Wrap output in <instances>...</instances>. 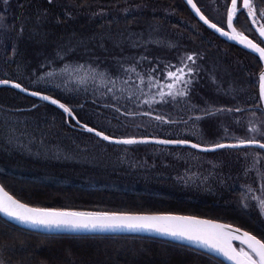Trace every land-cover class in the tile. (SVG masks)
Listing matches in <instances>:
<instances>
[{
  "label": "trees",
  "instance_id": "16d2710c",
  "mask_svg": "<svg viewBox=\"0 0 264 264\" xmlns=\"http://www.w3.org/2000/svg\"><path fill=\"white\" fill-rule=\"evenodd\" d=\"M194 1L210 20L221 26L212 14L210 0ZM255 2L264 7V0H255ZM136 5L139 6L138 12L133 8L132 15L121 13L118 15L119 12L115 10L117 7L124 9ZM71 6L77 10L79 8V11L88 8L90 10L108 8L110 15H107V21L101 24L96 18L90 19L85 13L68 15ZM3 8V0H0V15H5ZM114 14L116 16H113ZM112 17L120 20L114 21ZM6 18L9 25L14 27L7 33L0 32L8 41L15 42L17 51L14 54L10 46L5 47V52L0 50V79L13 80L22 83L30 90H40L44 94L60 99L75 110L81 123H88L89 126L97 127L114 137L130 129L148 133L149 125L155 121L150 122L148 117L123 116L117 120L115 117L118 114L102 106L111 101L97 99L94 103L96 98L90 95L66 94L48 87L32 86L30 82L36 77L33 71L36 70V75L41 74L40 64L46 58H54L57 49L67 53L68 62L80 60V63L99 65L101 69L115 70L118 59L138 55H147L149 60L175 63L181 54V49L166 47L164 44L159 46L150 44L147 50L144 47L133 48L128 40H121L116 44L106 37L112 36L118 30H125L126 27H130L136 33L138 30L146 33L147 25L158 23V27H162L165 33H180L190 37V40H187L189 44L203 47L199 53L204 57L201 61L205 64H208L206 60H215L211 56V51L218 53L221 62L232 68L233 75L244 79L248 87L247 99L258 91V87H253L250 80L255 79V75L262 67L259 59L209 31L195 18L183 0H52V3L48 0H9ZM21 25L23 32L18 35ZM234 26L238 31L252 37L253 31L245 15H240ZM122 33L127 35L124 31ZM90 36L92 38L87 39ZM41 37L44 39L43 42L38 41ZM58 63L59 66L63 64V62ZM147 66L145 62V67ZM15 68H21L23 74L30 75V78L27 80L23 74L13 73ZM209 85L208 79L200 78L199 74L192 94L194 102L201 105L205 102L234 103L228 98L224 99L223 96L215 94ZM0 99L12 100L22 105L11 110L13 113L42 116L41 131L45 142L51 143L66 134L68 137L73 135L77 140L76 132H86L78 128L74 121L63 114L57 106L27 96L17 89L0 87ZM9 104L6 103L4 106L8 107ZM33 105L36 107L33 108ZM0 183L15 198L33 207L88 212L121 211L192 215L226 222L264 239V223L260 220V216L237 207L239 195L236 191L227 195L226 201L211 199L199 201L192 195L182 193L160 192L156 195L146 190H127L108 183L82 184L70 178L45 180L38 176L19 174L1 165ZM235 246L240 245L235 242ZM0 260L5 264H225L209 254L163 239L136 235L43 234L12 225L1 215Z\"/></svg>",
  "mask_w": 264,
  "mask_h": 264
},
{
  "label": "snow or ice",
  "instance_id": "6c2138e0",
  "mask_svg": "<svg viewBox=\"0 0 264 264\" xmlns=\"http://www.w3.org/2000/svg\"><path fill=\"white\" fill-rule=\"evenodd\" d=\"M48 2L52 3V0ZM186 2L204 25L219 33L220 36L237 41L245 48L257 53L259 61L264 64V46H261L264 44V7L254 0H242V6L240 0H230V3L225 4L228 29L226 31L224 27L210 20L194 0H186ZM3 5L5 15H0V31L7 33L14 25H9L6 18L9 0H3ZM123 11L131 14V7H126ZM99 14L102 12L97 13ZM244 14L259 34L260 43L254 42L234 26L239 16ZM37 19L39 20V17ZM22 32L23 26L21 25L18 35ZM150 44L159 46L162 41L153 38L151 34L147 39L143 38V34L137 39H131L133 48L144 47L147 50ZM167 46L175 47L171 42ZM12 51L14 54L17 51L15 44L12 46ZM66 56L65 51L57 49L54 58H46L40 64L41 74L36 75V70L33 71V75L36 76V79L32 81L33 85L56 81L57 87H63L67 91L79 90L83 86L85 92L91 86L93 95L96 97L93 102L95 103L97 99L111 101L102 106L118 114L115 117L117 120L121 116L148 117L150 122L153 120L157 122V126L183 125L185 133L183 135L177 133L175 139H160L155 136L116 138L97 127L89 126L88 123H81L72 107L52 95L44 94L40 90L29 91V88L22 83L9 79H0V85L10 86L57 106L68 118L75 120L84 131L110 144L177 145L203 153L230 150L237 154L236 160L242 162V171L237 176V179L242 176L245 180L238 186L242 208H254L260 216L264 217V67L259 69L255 79L250 80L253 87H258V91L250 99L242 102L244 107L240 104L217 107L207 102L201 105L193 101L194 84L203 70L198 61L204 59L196 51L185 52L178 56L175 63L149 60L147 55L123 57L117 60L115 70L101 69L99 65L86 67L78 62L73 64L66 61ZM58 62H63V66H59ZM145 62H147V67H145ZM232 98L236 99L235 96ZM145 105L147 106L146 111L137 110ZM168 106L176 111L175 118L170 112L164 111ZM35 107L36 105H33V108ZM245 113L250 114V119L246 123L243 119ZM221 114L232 116L234 125L237 129H243V134L237 135L235 129L221 123L218 127L222 129V134L218 135L215 140L205 141L201 123ZM136 126L139 127V125ZM192 136L197 138L196 142L190 138ZM257 192L259 195L256 194ZM0 213L21 224L47 230L156 233L198 244L224 257L230 264H264V239L258 238L249 231L234 227L232 224L201 219L196 216L121 211L88 212L32 207L10 195L3 186H0ZM234 241H238L240 246H234ZM0 264H5V262L0 260Z\"/></svg>",
  "mask_w": 264,
  "mask_h": 264
},
{
  "label": "rangeland",
  "instance_id": "374dc122",
  "mask_svg": "<svg viewBox=\"0 0 264 264\" xmlns=\"http://www.w3.org/2000/svg\"><path fill=\"white\" fill-rule=\"evenodd\" d=\"M226 3H230V0H210L212 14L221 26H226ZM240 3H242V0H240ZM130 7L131 14L124 12L123 8L121 9L120 7L115 10H117V13L119 12L118 15L120 13L122 15H132L133 8L138 12L139 7ZM70 10L68 15L85 13L90 19L96 18L101 24H104L107 21V15H110L108 8H94L92 10L88 8L84 11H79V8L77 10L72 7ZM101 12L102 14L97 15V13ZM113 16L116 15L114 14ZM112 18H114V21L120 20L116 17ZM123 31L127 35H124ZM141 34H143L144 39H147L148 34H151L153 38L162 41L161 45L164 44L166 47L171 42L175 45L172 48L182 50L180 55L192 51L199 53L200 50H203V47L201 48L198 44H189L187 40H190V37L188 36L180 35V33L177 34L176 32L165 33L162 27H158V23L147 25L146 33L140 30L136 33L130 27H126L125 30H118L112 36L108 35L106 37H109L117 44L121 40L131 42V39H137ZM144 34H146V37H144ZM90 38L92 37L90 36L87 39ZM43 40V37H41L38 41L43 42ZM13 44L15 42L8 41L0 32V50L2 52H5V47H12ZM211 52V56L215 59L214 61L213 59L206 60L208 64H205L204 61H198V64L203 69L200 72V78L205 77L208 79L210 89L213 88L215 94L223 96L224 99L228 98L234 103L220 104L216 102L210 105L228 107L240 104L241 107H244L245 105L242 102L248 100V87L244 79L236 78L232 73V68L230 69L221 62L219 55L217 56L218 53ZM71 62L73 64L80 63V60ZM80 64H84L86 67L89 65L95 67L90 63ZM60 66L62 67L63 64ZM13 73H19L20 75L24 71L21 68H15ZM23 76L27 80L30 78V75L23 74ZM35 79L36 77L33 81ZM30 84L34 86L32 81ZM34 87H48L66 94H86L96 98L93 95L91 86H89L87 92L84 91L83 86L79 90L67 91L63 87H57L56 81L51 83L41 82ZM233 96L236 99H233ZM216 100L219 101L217 97ZM6 103H10L8 107L4 106ZM21 106L12 100L3 99L2 101L0 99V165L2 167L19 174L38 176L45 180L70 178L82 184L108 183L111 186H118L127 190H146L156 195L160 192L182 193L192 195L199 201L209 199L226 201L227 195L236 191L239 195L237 197L239 202L237 207H242L239 200L240 191L238 186L244 183L245 180L242 176L237 179L238 174L242 171V162H238L236 160L237 154L230 150L203 153L188 147H174L153 143L116 145L102 141L88 132L79 131L76 132L78 135L76 136L77 140L74 139L73 135L68 137L66 134L61 139L51 143L45 142L41 131L43 124L40 118L42 116L38 114L13 113L11 111ZM137 110L146 111L147 106L145 105ZM164 111L170 112L173 117H176V111L171 106L165 108ZM243 119L246 123L250 119V114H243ZM221 123L235 129L237 135L243 134V129H237L234 125L232 116L221 114L217 117L206 119L201 123L205 141L215 140L218 135L222 134V129L218 127ZM177 133L181 135L185 133L183 125L157 126V122H153L149 125L148 133H140L137 130L130 129L118 134L117 137L135 136L139 138L141 136H155L157 138L173 137L175 139L177 138ZM190 138L193 142H196L197 138L195 136ZM256 194L259 195V192ZM245 210L250 213H257L254 208ZM260 220L264 223V217L260 216Z\"/></svg>",
  "mask_w": 264,
  "mask_h": 264
},
{
  "label": "water",
  "instance_id": "95a60500",
  "mask_svg": "<svg viewBox=\"0 0 264 264\" xmlns=\"http://www.w3.org/2000/svg\"><path fill=\"white\" fill-rule=\"evenodd\" d=\"M186 4V0H183ZM195 2V1H194ZM196 3V2H195ZM188 6V5H187ZM198 6V5H197ZM189 9L191 10V12L193 13V15L195 16V18L204 26L206 27L209 31H211L212 33H214L215 35H217L219 38H221L222 40L230 43V44H233L237 47H240L241 49L247 51V52H250L252 53L253 55H255L258 59H259V56L257 53H254L252 52L250 49H247L245 48L242 44L238 43L237 41H234V40H229L227 37H224V36H220L219 33H216L213 29H210L208 28L206 25L203 24L202 21L199 20V17L196 16L195 12L190 8V6H188ZM225 30L227 31V26L224 27ZM255 29V28H254ZM256 34L259 36V34L256 32ZM250 38V37H249ZM260 38V37H259ZM251 39V38H250ZM261 39V38H260ZM254 41V40H253ZM255 42V41H254ZM262 67H264V64H262ZM0 87H10V86H4V85H0ZM29 91H33V90H30ZM23 94L27 95V96H30L28 93H24L22 92ZM30 97H33V96H30ZM37 98V97H35ZM73 120V119H72ZM74 123L78 126V128L82 129V127L76 123L75 120H73ZM83 130V129H82ZM92 134V133H90ZM94 135V134H92ZM95 136V135H94ZM118 138V137H116ZM160 139H168V138H160ZM155 144V143H153ZM166 146H174V147H186V146H177V145H166ZM189 148V147H188ZM0 186H2V184L0 183ZM5 189V188H4ZM6 190V189H5ZM7 191V190H6ZM8 192V191H7ZM9 193V192H8ZM10 194V193H9ZM11 195V194H10ZM17 199V198H16ZM22 202V201H21ZM24 203V202H22ZM30 206V205H29ZM33 207V206H32ZM140 214H156V213H140ZM170 214H174V213H170ZM0 215L6 220L8 221L9 223H11L12 225H15L19 228H22V229H25V230H28V231H32V232H37V233H43V234H53V235H136V236H145V237H151V238H158V239H163V240H166V241H170V242H173V243H176V244H179V245H184V246H188V247H191L193 249H196L198 251H201L203 253H206V254H209L210 256L212 257H215L216 259H219L220 261H222L223 263L225 264H230L229 261H227L224 257L208 250V249H204L202 247H200L198 244H194V243H191L187 240H176V239H173L171 237H167V236H161L159 234H156V233H149V232H126V231H115V232H84V231H80V232H75V231H70V230H47V229H44L42 227H33L31 225H27V224H21L13 219H10L8 217H6L5 215H3L2 213H0ZM174 215H181V216H192V215H184V214H174ZM197 217V216H196ZM198 218H201V219H208V218H203V217H198ZM209 220H214V219H209ZM217 222H220V223H224V224H229V223H226V222H222V221H218V220H215ZM234 227H238V226H235L233 225ZM240 228V227H239ZM242 229V228H241ZM243 231H246L244 229H242ZM235 242L239 243L238 241H234V246H235Z\"/></svg>",
  "mask_w": 264,
  "mask_h": 264
},
{
  "label": "flooded vegetation",
  "instance_id": "af4514ba",
  "mask_svg": "<svg viewBox=\"0 0 264 264\" xmlns=\"http://www.w3.org/2000/svg\"><path fill=\"white\" fill-rule=\"evenodd\" d=\"M242 4V3H241ZM246 16V14H244ZM250 25H251V22L249 21ZM226 27V26H224ZM251 30L253 31L252 33V37H250L252 40H254L255 42L257 43H260L261 39L259 38V36L256 34V31L254 29V27L251 25ZM249 37V36H248ZM261 46H264V44H262Z\"/></svg>",
  "mask_w": 264,
  "mask_h": 264
}]
</instances>
